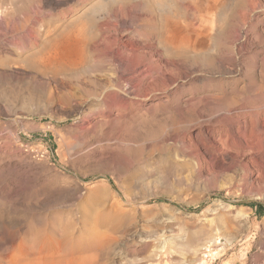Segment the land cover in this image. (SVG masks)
Listing matches in <instances>:
<instances>
[{
  "label": "rangeland",
  "instance_id": "1",
  "mask_svg": "<svg viewBox=\"0 0 264 264\" xmlns=\"http://www.w3.org/2000/svg\"><path fill=\"white\" fill-rule=\"evenodd\" d=\"M140 1L0 0V264H264V0Z\"/></svg>",
  "mask_w": 264,
  "mask_h": 264
},
{
  "label": "bare ground",
  "instance_id": "2",
  "mask_svg": "<svg viewBox=\"0 0 264 264\" xmlns=\"http://www.w3.org/2000/svg\"><path fill=\"white\" fill-rule=\"evenodd\" d=\"M124 1H127V0H124ZM142 1V0H141ZM141 1H140V3H141ZM151 1V4H150V6H147L148 5V3H149V1L148 0H144V1H142V3H141V6L143 7V8H145V9H147V10H151V8H152V10L154 9H156V10H158L159 12H161V13H163V12H165V14H168L169 13V6H168V3H165L163 0H150ZM196 0H194V2H195ZM200 1V0H199ZM198 1V2H199ZM193 2V3H194ZM190 3V2H189ZM192 3V2H191ZM117 4V3H116ZM190 5V4H189ZM194 5V4H193ZM193 5H191V6H193ZM195 5H197V4H195ZM199 6V5H198ZM149 7H151V8H149ZM181 7V6H180ZM137 8V7H136ZM141 8V7H140ZM198 8H200V7H198ZM180 10H178L179 12L178 13H175L174 14V18H177L178 20H183L184 22H186L187 23V26H189L190 28L192 27L193 29H194V24H192L191 22H189V20L187 19V17H186V8L185 7H181V8H179ZM111 10H112V8H111ZM195 10V9H194ZM157 12V11H156ZM176 12V11H175ZM170 13H172V12H170ZM207 14V13H206ZM122 14H120V15H118L117 13H115V12H113L112 13V17L115 19L116 18V20L118 19L117 17L118 16H121ZM144 15V14H143ZM141 16H142V14H141ZM140 16V17H141ZM146 16V15H145ZM171 16V15H170ZM148 17V16H147ZM147 17H144L145 19L147 18ZM208 17V16H207ZM206 17V18H207ZM120 18V17H119ZM202 18V17H201ZM204 18V17H203ZM136 19H137V17H136ZM142 19V18H141ZM165 19V18H164ZM164 19H163V21H164ZM175 20V19H174ZM142 21V20H141ZM140 21V22H141ZM145 21V20H144ZM201 21H202V19H201ZM205 21H206V19H205ZM204 19H203V22H202V25H199L198 27H195V28H198V29H194V35L193 36H191V38L189 37V35H186V34H184V32H183V28L182 27H179L180 25L178 24V22H174V23H171V24H169V27H167L166 29V33H167V35L165 36V37H163V38H160L159 37V39H158V42L160 43V45H163L164 46V49L166 50V51H171V50H175V51H179V52H183V51H188V52H192V49H193V51H194V49L196 48V45H197V42H198V40L200 39V38H203V36H204V34L203 33H205V27L206 26H204V25H207L206 23L204 24ZM82 22V21H81ZM80 22V24H77V25H79V27L80 28H78L77 26H75L74 28L76 29V34H75V37H73V38H76L77 40L79 39V38H81L83 35L85 36V34H86V31H87V26H85L84 24L85 23H81ZM137 22H138V20H137ZM164 22H166V21H164ZM170 22V21H169ZM173 22V21H172ZM213 23H214V21H212ZM95 23V22H94ZM97 23V22H96ZM167 23V22H166ZM182 23V22H181ZM185 23V24H186ZM92 25H94V27H95V24H90V26H92ZM96 26H97V24H96ZM99 26V25H98ZM94 27H92V28H94ZM166 26H164V28H165ZM213 27V26H212ZM186 28V27H185ZM188 28V27H187ZM95 29V28H94ZM98 30H99V28H97ZM102 29L100 28V31H101ZM68 31V30H67ZM66 31V32H67ZM97 32V31H96ZM103 32V31H102ZM99 33V32H98ZM188 33V32H187ZM101 34V33H100ZM163 34V33H162ZM161 34V35H162ZM68 35L66 34L65 36H64V39H67L68 37H67ZM63 38V37H62ZM70 38V37H69ZM73 41H75V40H73ZM200 42V41H199ZM196 50V49H195ZM195 52V51H194ZM201 54H202V52H201ZM200 54V55H201ZM145 57H147V56H145ZM65 59H67V58H65ZM146 59V58H145ZM191 59V58H190ZM147 60H149V59H147ZM144 61V60H143ZM153 62V61H152ZM122 63H124V62H122ZM125 64V63H124ZM61 66V65H60ZM123 66V65H122ZM125 66V65H124ZM130 86V85H129ZM192 98V97H191ZM204 99V98H203ZM221 96H218V97H213L212 98V96H210V97H207L206 99H204V100H200V99H198L199 101H195V100H190V99H187L185 102H186V106H187V108L189 109V110H191V111H193V112H197L198 111V109L199 108H201L202 106V104H204L205 102H206V106H208V105H211L212 104V102H219V101H221ZM231 100V99H230ZM232 102V101H231ZM223 103V102H222ZM221 105V104H220ZM199 106H201V107H199ZM200 111V110H199ZM198 111V112H199ZM196 114V113H195ZM198 114V113H197ZM196 114V115H197ZM200 115V114H199ZM263 130V129H262ZM18 160H20V159H18ZM28 192V191H27ZM50 193V192H49ZM227 241L229 242V243H224V246H230L231 244L230 243H232V240L231 239H227ZM38 242V241H37ZM45 242V241H44ZM60 242V241H59ZM46 244V243H45ZM219 237H218V235L216 236H213L208 242H206V243H204V249H203V251L204 250H206V249H211L212 247H214V249L213 250H216V252H215V254L216 253H218V251H219ZM32 246V245H31ZM55 248V247H54ZM42 250V249H41ZM201 250V249H200ZM35 251V250H34ZM52 251V250H51ZM199 251V250H198ZM26 252V251H25ZM40 253H43V251H39ZM45 252V251H44ZM55 253H57V257H56V254H55V258L54 259H58V261L57 260H55V261H57V262H60V259H61V252L60 251H56ZM37 254V253H36ZM51 254V253H50ZM53 254V253H52ZM202 254V253H201ZM39 253L37 254V257L38 258H40L39 256ZM43 256V255H42ZM35 257V256H34ZM36 258V257H35ZM46 258V257H45ZM73 259V258H72ZM68 260V259H67ZM66 260V261H67ZM36 262V261H35ZM39 263V262H38ZM45 263V262H44ZM55 263V262H54ZM195 264H207V262H205V261H203L202 260V258H199L196 262H195Z\"/></svg>",
  "mask_w": 264,
  "mask_h": 264
},
{
  "label": "built area",
  "instance_id": "3",
  "mask_svg": "<svg viewBox=\"0 0 264 264\" xmlns=\"http://www.w3.org/2000/svg\"><path fill=\"white\" fill-rule=\"evenodd\" d=\"M218 245H219L218 247L220 248L218 251V253H219L220 251H222L224 249L225 246L221 241H219ZM226 247H227L226 250L230 249V248H228V246H226ZM213 249H214V247H212L211 249L204 250L203 257H204L205 262L213 264L219 259V257L217 256L218 253L215 254L216 250H213Z\"/></svg>",
  "mask_w": 264,
  "mask_h": 264
},
{
  "label": "trees",
  "instance_id": "4",
  "mask_svg": "<svg viewBox=\"0 0 264 264\" xmlns=\"http://www.w3.org/2000/svg\"><path fill=\"white\" fill-rule=\"evenodd\" d=\"M259 209H261V207H259L258 205H256Z\"/></svg>",
  "mask_w": 264,
  "mask_h": 264
}]
</instances>
